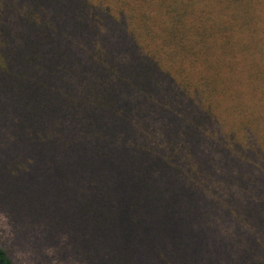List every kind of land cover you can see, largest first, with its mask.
Listing matches in <instances>:
<instances>
[{"label": "trees", "instance_id": "16d2710c", "mask_svg": "<svg viewBox=\"0 0 264 264\" xmlns=\"http://www.w3.org/2000/svg\"><path fill=\"white\" fill-rule=\"evenodd\" d=\"M200 1L0 0V149L6 164L30 159L15 168L22 197L52 205L94 264H196V248L207 250L213 226L198 213L213 210L211 152L190 167L178 144L200 148L211 108L238 113L264 54L250 7ZM146 118L170 126L159 129L165 145L141 132ZM227 144L239 156L222 158V189L256 185L264 145ZM0 264H14L1 243Z\"/></svg>", "mask_w": 264, "mask_h": 264}, {"label": "rangeland", "instance_id": "374dc122", "mask_svg": "<svg viewBox=\"0 0 264 264\" xmlns=\"http://www.w3.org/2000/svg\"><path fill=\"white\" fill-rule=\"evenodd\" d=\"M239 4L251 8L250 11L248 10V16L257 26L259 31L257 44L264 54V0H241ZM201 8V1L198 0V10ZM237 13L243 15L245 12L239 10ZM255 59L262 71L264 57L258 54ZM251 60L243 58L238 52L237 61L244 72L248 73L251 70L248 68L251 66ZM245 80L247 83L243 91L238 93L237 103L240 108L237 114L233 110L224 112L223 109L211 108L212 116L209 126H206L211 135L204 140L200 148L196 152H189L184 143L178 144L183 159L190 167L199 164V156L211 152L210 164L215 171L211 179V189L204 194L206 200L213 206V210L208 212L207 208L202 207L198 213L204 218L206 216L209 220L205 222L210 223L213 228L209 232L205 229L207 236L202 242L207 248L205 253L200 251L199 253L202 254H198V248L194 252L198 256L196 259H199L196 264H264V209L262 211V207L258 206L261 200L264 201V170L254 169L256 185L250 184L246 188L245 184L235 182L229 183L224 190L221 187L224 174V172L220 173L224 171L221 169L224 163L222 158L226 157L228 152L229 157L239 156L233 155L229 149L224 148L226 142L227 145L235 148L237 145L234 143L243 137L244 144L248 146L252 143L264 145V78H257L255 83H250L252 80L246 78ZM144 122L142 126L148 128L141 132L144 134L153 132V135L148 137L149 141L165 145L159 131L160 127L164 126V122L153 118H146ZM164 127L167 129L170 126ZM214 130L217 133H212ZM10 132L11 129L9 135ZM177 133L180 135L181 131L178 130ZM246 137L248 140L245 139ZM11 156L6 157L0 149V243L14 264H94L88 260L83 249L79 250L76 247L79 241L72 237L71 229L58 228L59 225H56L58 217L52 205L42 207L35 199L29 201L22 197L25 192L23 188L18 187L15 176L19 168L22 173L27 171L26 166L30 159H25L23 161L25 163L20 167L21 162L15 165L13 162L5 163ZM202 164L204 167L209 165V162ZM36 167L38 168V164ZM183 175L187 177V181L182 183L186 184L191 180L192 174L185 166ZM229 194L234 196L233 202L229 201ZM214 195H218L219 198H215V202L210 201L209 199ZM195 220L193 219V222H196ZM249 240L251 242H247ZM245 242L251 247L255 246L252 255H244Z\"/></svg>", "mask_w": 264, "mask_h": 264}]
</instances>
